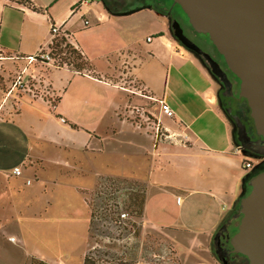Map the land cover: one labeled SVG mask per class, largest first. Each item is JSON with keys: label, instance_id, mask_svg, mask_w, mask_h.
<instances>
[{"label": "crops", "instance_id": "0c3cea01", "mask_svg": "<svg viewBox=\"0 0 264 264\" xmlns=\"http://www.w3.org/2000/svg\"><path fill=\"white\" fill-rule=\"evenodd\" d=\"M90 1L94 0H66L62 5L59 0H0V232L4 233L7 226L17 228L18 242L34 245L40 263L71 264L74 259L73 264H82V240L88 218L83 189L89 185L88 180H82L81 167L88 165L85 159L89 157L96 161L93 167L100 162L103 163L100 171H105L93 168V173L106 175L111 171V158L121 154L128 158L124 174L148 180L153 190L164 191L172 186L181 192L182 197L175 195L172 199L170 211L174 216L169 226L153 216V210H149L146 219L148 207L144 197L141 207L143 227L166 228L173 235L170 240L173 264H220L217 244L228 243L238 223L235 204L245 194L248 179L262 165L264 157L255 155L257 167L245 174V161H239V154L253 152L238 150L240 144L233 138L228 115L222 108H214V78L201 65L204 84L198 93L183 98L182 111L161 99L171 107L176 125L161 124L151 110L141 108L137 101L132 102L137 105H131V101L139 100L138 95L149 93L147 97L153 99L155 92L164 95L166 90H178V64L182 60L191 64L199 61L167 34L166 20L157 13L146 20L152 29L141 51L148 59L138 57L134 50L136 25L127 29L122 25L123 19L136 22L134 18L126 13L114 15ZM11 10L21 13L22 30L10 26ZM24 18L33 20V28L21 44ZM83 19L88 21L87 26L82 24ZM78 20L79 24H74ZM51 22L68 34L69 41L85 57L88 66L82 72L23 61L47 43ZM92 25L85 35L78 32ZM8 30L11 39L7 41ZM19 72L22 77L30 74L44 77L57 94L54 109L26 92L16 89L8 92L9 76ZM158 82H162L161 86ZM91 85L106 88L109 94H98ZM83 90L88 98H81ZM115 91L125 93L128 100L114 102ZM98 99L111 107L107 117L95 108L81 112V100ZM144 111L153 117L154 127L144 126L142 116L139 117ZM104 119L106 124L114 125L105 132L108 142L118 143L107 146L102 143L103 136L96 131ZM155 123L169 136L153 139L150 133ZM194 134L204 136L213 145L211 153L204 154L200 146L194 145L195 139L205 140ZM101 153L105 156L96 159ZM15 166L20 169L19 175L12 173ZM165 169L175 171L176 177L166 176ZM27 179L29 183L25 182ZM195 199L199 206L196 213L191 211ZM72 244L77 245V254L66 252L65 260H61L57 251ZM42 245L45 249L40 252ZM33 259L34 255H30L28 264H33ZM0 264H11V257L8 254L2 257L0 253Z\"/></svg>", "mask_w": 264, "mask_h": 264}, {"label": "rangeland", "instance_id": "374dc122", "mask_svg": "<svg viewBox=\"0 0 264 264\" xmlns=\"http://www.w3.org/2000/svg\"><path fill=\"white\" fill-rule=\"evenodd\" d=\"M59 1L60 2L58 3H62L63 5V2H65L66 0H59ZM149 1L161 3V2H165L166 0H149ZM91 3L92 5L98 4V6L103 7V4L101 3L100 0H94L93 2L90 1V4ZM135 5H137L136 2L133 1V3L130 4L129 0H126V3L123 5L115 4L114 7L113 6L111 7L114 9H126L128 7L135 6ZM11 12H12V15L10 17L11 19L10 21L12 22L10 26L13 29L18 28V30L19 29L22 30V28L19 26V21H21V13L15 10H11ZM156 13L159 14V16L162 19L166 20V26L164 27L165 28L164 30L167 32L168 35H171L173 37L169 29L170 28L169 27V17L165 13L160 12V11L156 12L152 8H135V9H132L126 12V14H128V16H130L131 18H134L133 20H135L136 22H128V21H125L124 19L122 20L123 21L122 25H123V28L125 29L130 27V25H136L135 34H134V38L136 40V47H134V50H136V54L138 55V57L142 56L144 57V60L148 58L146 57V54H144L141 51L142 50L141 48L146 46L147 41H145V37L149 36L148 38H150V35H148V32L150 29H152V27L149 26L150 24H148L146 20H147V17L154 16ZM178 19L180 21V26L182 27L183 32L193 42H196L198 44L199 43L203 44L204 38L208 43L210 42L207 35L205 36L203 35V33H201V35L194 34V31L191 29V26L189 25L188 21L186 22L187 18L185 19L183 16H180ZM74 24H79V20L76 21ZM22 27L24 28H23V37L21 38L22 39L21 44L25 42L28 32L30 33V30L33 28V20L28 21L27 18H24V25ZM93 27L94 25L89 26L88 28L80 29L78 32L85 35L89 31V29ZM114 31L117 33V30H114ZM152 36L154 35H151V37ZM2 38H3V35H2ZM9 39H11L10 30H8L7 41ZM177 43L181 45L179 42ZM212 46L213 45L211 43V45H209V48L210 49L213 48L212 49L213 52H217L215 47L214 46L212 47ZM181 47H184V46L181 45ZM14 48H15V43H14ZM186 49L189 51L188 48ZM18 50H20L21 52V45H20V49ZM11 53L13 52L11 51ZM220 58H221L223 67L229 71L221 55H220ZM197 59L200 64L198 62H197L198 64H193V63L191 64L186 60H182L178 64L177 66V71L179 74L178 79H177L178 90L172 91V92H169L168 90H166L167 94H164V95L162 92H155L153 93L155 95V98L153 99H150L147 97V95L149 94L147 92L148 94L147 95L143 94V97L138 95L139 100L131 101V103L137 101L139 102L138 105L141 108H145V109L147 108L151 110L158 118V122H160L161 124H165L168 126L176 125L178 122L177 121L173 122L171 118L172 116L171 117L166 116L159 109V104L157 101H155V99H163L168 104H170L173 108H175L177 111H182L183 106H184V103H182L183 98H185L186 95L189 96L195 92L198 93L200 91V88L204 84L203 82L204 78H203V72H202L203 69L201 68V66H203L206 69V65L204 62L200 61L199 58ZM25 60L26 59L24 57L23 61ZM41 66L43 67V65ZM1 69L2 71L5 70V68H3L2 66H1ZM206 70L208 71V69ZM41 71H44V70H42L41 68ZM16 74L17 73H13L12 75L9 76V80H10L9 84H11V82L14 80V77L16 76ZM231 75L233 76V79L235 80V84L233 85L231 90L235 94L238 95V82L239 81L233 73H231ZM35 77H36L35 79H37V77L39 79L44 78L41 74H38ZM82 84L84 85L85 83L83 82ZM161 84L162 82L157 83V85H160V86ZM86 88L87 87L83 89H86ZM91 88L93 91H95L98 94H104V95L109 94V91L106 88H103L100 86L94 87L93 85H91ZM214 97H215V91H214ZM81 98H88L84 90L82 92ZM113 100L114 102L122 103L123 101H127L128 98L125 96V93L121 91L119 92L115 91L113 94ZM131 105H137V104L132 103ZM217 106L221 110V107L217 105V103L215 102L214 108L217 109ZM79 107L81 109V112L87 111L88 109L95 108L100 112H104L106 114V117L111 110L110 109L111 107L109 105H106V103L100 99L93 101V102H84L83 100H81L79 103ZM241 108L244 109V111L248 114L249 110L243 98H242V102L240 103V107H237L234 113L240 114ZM222 113L224 114L223 111ZM81 116H84V113H81ZM145 116H146L145 119L147 120H144V126L154 127L153 117L150 115V113L145 111ZM248 118L250 119L249 115H248ZM229 123L231 124V127H232L233 138L235 141H237L235 138L232 122L229 121ZM184 124L185 123L181 124V126H183ZM187 124L188 123L186 122V125ZM112 126H114L112 123L106 124V120L104 119V121L97 127L96 132L99 135L103 136L102 143L105 146L118 143V141L108 142L109 138H107L105 135V132L107 131V129ZM151 130L152 131L150 134L153 139L154 138L159 139V135L161 134V132H163V130L160 128H158V131H154L155 130L154 128H152ZM194 136L197 138L205 139V140L195 139L196 141H194V145L200 146L204 154L211 153L210 149L213 147V145L211 143H208L206 138L202 135L199 136V135L194 134ZM148 146H150L149 142H148ZM104 156L105 154L101 153L98 155L96 159L100 160ZM239 158H240L239 161L241 162L248 161L251 164L250 167H246L245 174L254 170L258 165V158L254 154L241 152L239 154ZM126 159L128 161V158L121 156V154L114 155L111 158V163L109 167L111 171L110 173L106 175L105 174L95 175L93 173V168H95V170L98 172L105 173V171H100L99 169L101 166H103V163L100 165V162H99L98 163L99 165H96L95 167H93L96 161L92 159L89 160V157L85 159L88 165L85 167L83 166L81 167V171L83 175L82 180H88L87 184L89 185V188L83 189V202L85 203L84 205L88 213V218H87V221H86L87 223L85 226V230H86L85 237L82 240L84 242L82 245V250H83L82 257L84 256V254L89 255L90 258L93 259L94 264H132V262L134 263L137 261L147 262L151 264L152 263L153 264L154 263L156 264L172 263L173 264L174 257L172 254L173 250H172V246L170 242L173 235L171 234L170 231H168V229L166 230V228L157 229V228H149L145 226L143 227L144 223L142 222L141 214L137 213V211L134 212V210L136 209V199H135L136 196L135 195L136 194L144 195L142 197H144V199H146L147 201V207H148V210L146 212L147 220L149 217V210H153L155 211L152 213L153 216L156 215V218L158 220H161L163 224L169 226L171 224L170 221L173 219V216H174L173 213H171L170 211V210H173L171 209L173 208L172 199L174 200L175 195L181 196V192H179L177 188H174L172 186L168 188H164V191H162V189L155 190L156 188L153 190L152 186L148 183V180L143 179V178H142V181L137 180V179H132L131 176L129 177L128 174H124L123 172L125 165H126ZM262 169H264V162L262 163L260 167L257 168V171H255L254 173ZM164 173H166V176L168 177L169 176L176 177L177 175V173L175 171H172L171 169H165ZM248 190H249V185L247 183L246 188H245V193H247ZM171 195H173V197ZM133 196L135 197L132 198ZM191 205H193L191 207V211L196 213L199 208L197 204V200L196 199L193 200L191 202ZM238 209L239 207H238V202H237L235 204V210H236V216L239 219L240 213ZM156 210H157V213H156ZM119 212H125L127 217L124 218L123 220H120L118 216ZM3 230L5 231L4 233L0 232V253L2 254V257L5 256V254H8L11 257V264H21L22 262L24 263L27 262L28 264L31 261L29 260L30 255H34L33 264H37L39 262V260L36 259V258H39V251L37 250V248L34 247V245H31V244L24 245L18 242L17 239L19 238V233H18L19 230L17 228L7 226ZM9 236H13V240H10ZM44 247L43 245L40 246V249H41V250L39 249L40 252H42V249ZM75 247H77V245H73V244L63 245L61 246L60 250L57 251V256L61 257V260H65L63 255L66 252L72 255L74 253L76 255L78 252V248H75ZM178 248L180 251H182L181 247H178ZM35 251H38V256L35 255L36 254ZM52 251L53 250L50 251L51 254L53 253ZM25 254H27L28 257H26ZM40 258L45 260V257L44 258L40 257ZM65 262L66 264H68L67 262L69 261H65ZM70 262L71 264H73L74 259H72Z\"/></svg>", "mask_w": 264, "mask_h": 264}, {"label": "water", "instance_id": "95a60500", "mask_svg": "<svg viewBox=\"0 0 264 264\" xmlns=\"http://www.w3.org/2000/svg\"><path fill=\"white\" fill-rule=\"evenodd\" d=\"M172 1L196 32L207 35L237 77L238 97L246 102L264 152V0ZM205 59L229 91L225 74L209 57ZM248 185V192L238 200L240 216L235 231L228 237V250L239 254L246 264H264V169L253 174Z\"/></svg>", "mask_w": 264, "mask_h": 264}, {"label": "flooded vegetation", "instance_id": "af4514ba", "mask_svg": "<svg viewBox=\"0 0 264 264\" xmlns=\"http://www.w3.org/2000/svg\"><path fill=\"white\" fill-rule=\"evenodd\" d=\"M100 1L103 6L114 15H121L135 8H152L156 12L160 11L165 13L169 17V29L174 39L184 47L188 48L191 53H193L197 58L200 59V61L204 62L206 65V69H208L211 75H213L216 85L215 101L217 105H219L228 115L229 121L232 122L235 138L240 144L239 146L241 147V149L254 151L260 147V138L259 136L255 135L254 130H252V122L248 118V114L242 108L240 114L234 113L235 109H237V107H240L242 98L238 97V95L231 90V88L235 84L233 76L227 69L223 67L220 55L217 52H213V48H209V45H211L210 42L208 43L204 38V43L198 44L196 42H193L189 37L186 36V34L183 32L182 27L180 26V21L178 19L180 16H183L185 19L186 17L176 3H174L172 0H166L165 2L161 3L150 2L149 0H129L130 4L134 1L137 3V5L128 7L126 9H114L111 6L114 7L115 4L123 5L126 3V0ZM191 29L194 31V34L201 35V33L196 32L192 27ZM203 35L206 36V34ZM205 56L214 61L220 71L225 74V77L227 78L230 85L229 91L226 90L222 77L218 74V72H212L208 62L205 59ZM218 245L219 243L217 244V246ZM224 247H226L225 250L220 248L218 249L217 247V257L220 263L246 264L239 254L232 253L228 250L229 245L227 241L225 242Z\"/></svg>", "mask_w": 264, "mask_h": 264}, {"label": "built area", "instance_id": "2783aa9c", "mask_svg": "<svg viewBox=\"0 0 264 264\" xmlns=\"http://www.w3.org/2000/svg\"><path fill=\"white\" fill-rule=\"evenodd\" d=\"M81 1H88V0H81ZM82 24L84 26L88 25V21L86 19H83ZM66 37V41L70 44V47L76 51H79L77 47L69 41V38H67V35L64 33V31L60 30L59 25L51 22L49 24V39L45 45L40 46L35 53L32 55H28L25 57L27 63L29 62H37L45 67H52V68H59V67H67V68H73L72 62L70 61V58H68L67 54L64 52H58L57 51V45H55V40L59 36ZM149 38L147 37L146 40ZM62 46V45H60ZM67 56V57H65ZM36 77L34 75H27L25 77L21 76V73H17L14 77V80L11 82L8 92H10L11 89L20 90L23 92L28 93L33 98H40L41 100L47 102L49 108L52 110L55 108L56 102H57V94L51 89L49 84L43 79H35ZM155 101L159 104V109L168 117H171L173 115L172 110L170 107L161 99H155ZM134 111H138L137 107H133ZM142 116V117H141ZM139 117H141L143 120L145 119V111L144 113H140ZM144 117V118H143ZM61 121H63L62 118H60ZM158 131V126L155 123V130ZM169 135L165 134L164 132H161L159 135V138L161 137H167ZM241 150V147H239ZM250 163L248 161H245L243 163V167H250ZM12 173L15 175L20 174V169L18 166H15L12 168ZM26 183H29V180L27 179L25 181ZM178 200V197H176V201ZM119 219L123 220L126 218L125 212H119L118 213ZM123 222V221H122ZM10 240H13V237H9Z\"/></svg>", "mask_w": 264, "mask_h": 264}, {"label": "trees", "instance_id": "16d2710c", "mask_svg": "<svg viewBox=\"0 0 264 264\" xmlns=\"http://www.w3.org/2000/svg\"><path fill=\"white\" fill-rule=\"evenodd\" d=\"M65 34L67 35V38H69L68 34L67 33H65ZM64 41H66V37H64L62 35L59 36L55 40V45H57V47H58L57 51L58 52H64L65 54H67L68 58H70V61L72 62L73 69L77 72H82V70L88 66L85 57L79 51L72 49L68 42H64ZM60 45H62V46H60ZM67 56H65V57H67ZM212 77H213V75H212ZM252 152L254 155H259V156L264 157V152L260 147L256 150L252 151ZM135 196L132 197V198L135 197V199H136V209L135 210L133 209V210H134V212L137 211V213L141 214V207H142V202H143L142 196L143 195L136 194ZM37 264H43V263L39 262ZM82 264H94V261H93V259L90 258L89 255L84 254Z\"/></svg>", "mask_w": 264, "mask_h": 264}]
</instances>
